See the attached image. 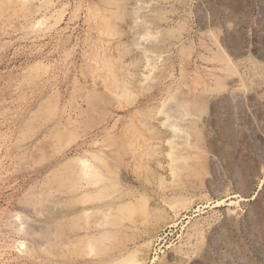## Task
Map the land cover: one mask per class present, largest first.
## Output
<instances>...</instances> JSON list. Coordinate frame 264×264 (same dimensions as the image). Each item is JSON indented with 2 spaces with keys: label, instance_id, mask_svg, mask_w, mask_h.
Returning a JSON list of instances; mask_svg holds the SVG:
<instances>
[{
  "label": "rangeland",
  "instance_id": "obj_1",
  "mask_svg": "<svg viewBox=\"0 0 264 264\" xmlns=\"http://www.w3.org/2000/svg\"><path fill=\"white\" fill-rule=\"evenodd\" d=\"M122 1L0 0V264H264V71L248 63L264 64V0ZM217 40L247 89L218 91ZM179 96L209 101L189 135L214 157L201 184L167 167ZM78 158L118 189L80 202Z\"/></svg>",
  "mask_w": 264,
  "mask_h": 264
},
{
  "label": "bare ground",
  "instance_id": "obj_2",
  "mask_svg": "<svg viewBox=\"0 0 264 264\" xmlns=\"http://www.w3.org/2000/svg\"><path fill=\"white\" fill-rule=\"evenodd\" d=\"M112 1V0H111ZM124 1V0H123ZM122 1V2H123ZM127 2H128V0H126ZM182 1V0H181ZM106 2V1H105ZM110 3V2H109ZM119 3V2H118ZM121 3V2H120ZM124 3V2H123ZM105 4V3H104ZM120 5H124V4H120ZM139 5V4H138ZM138 5H137V7H138ZM111 6V5H110ZM118 6H119V4H118ZM241 6V5H240ZM120 8H122L121 6H119ZM150 7V6H149ZM117 8V7H116ZM139 8V7H138ZM241 8V7H240ZM133 10V9H132ZM233 10L236 12V11H239V0H235L234 1V4H233ZM110 11V10H109ZM143 11V10H142ZM107 12V11H106ZM116 12V11H115ZM120 12V11H119ZM118 12V13H119ZM124 12V11H123ZM133 12V11H132ZM139 12H141V11H139ZM112 13V12H111ZM114 15V14H113ZM121 15V14H120ZM127 15V14H126ZM133 20L132 21H134L135 22V20L138 18V17H140V19L141 18H144L145 17V15H141V13H139L138 14V11H134L133 12ZM143 16V17H142ZM119 17V16H118ZM113 19V18H112ZM128 19V18H127ZM163 19V18H162ZM141 20H145V18L144 19H141ZM154 20V19H153ZM236 20V19H235ZM122 21V20H121ZM138 21H139V19H138ZM138 21H137V24H138ZM159 21V20H158ZM134 22H132V24L134 23ZM111 23V22H110ZM136 24V23H135ZM180 25V24H179ZM112 28H113V26H112ZM115 28V27H114ZM160 28V27H159ZM180 28V27H179ZM232 28V27H231ZM236 28V27H235ZM178 29V28H177ZM116 31H117V29H116ZM169 32V31H168ZM171 33V32H170ZM175 33V32H174ZM117 34V33H116ZM125 34H126V32H125ZM145 35V34H144ZM143 35V36H144ZM147 35V34H146ZM148 36V35H147ZM152 37V36H151ZM140 38V37H139ZM146 38V37H145ZM154 38V37H153ZM217 39H218V37H216ZM144 39V38H143ZM162 39V38H161ZM232 39V38H231ZM234 39V38H233ZM230 40V39H229ZM163 41V40H162ZM181 41V40H180ZM138 42V41H137ZM155 42H156V40H155ZM139 43V42H138ZM231 43V42H230ZM216 44H217V47H218V50H219V53H218V55H219V59L221 58L222 59V61H224V63H222V65L223 64H226L227 65V72H225V71H223V70H220V71H222V72H225V73H228L229 72V74L231 73V79H230V81L229 82H227V83H224V82H219L218 83V87H219V90L218 91H220V93L222 94V92H226V90L228 89V88H232L233 89V87L234 86H241L242 87V89L243 90H245V89H247V85H246V83H245V80H244V78H243V75L242 74H240V72H239V63H237V64H235V63H232V61L230 60V56L226 53V51L222 48V46H223V44L221 43L220 44V41L219 40H217L216 41ZM238 44L239 43H237L236 41H234L233 40V45H230V46H232V47H230L232 50H231V53H232V55H234L235 56V58H237V57H239L238 55L240 54V48L238 47ZM152 45V43L149 45V46H151ZM222 45V46H221ZM148 46V45H147ZM216 47V46H215ZM255 47V46H254ZM157 48V47H156ZM253 48V47H252ZM171 49V48H170ZM182 51V50H181ZM169 52V51H168ZM183 52V51H182ZM242 52V51H241ZM254 53H255V51H254ZM252 54V53H251ZM257 54V53H256ZM231 55V54H230ZM241 56V55H240ZM263 56V55H262ZM262 56L260 57H258L259 59V61H262L263 60V58H262ZM140 57V56H139ZM147 57V56H146ZM186 57H187V55H186ZM217 57H216V59H217ZM243 58V57H242ZM247 59H249V58H247ZM145 60V59H144ZM138 61V60H137ZM166 61V60H165ZM167 62V61H166ZM249 64L251 63V65H252V63L253 64H255V66H258L257 68H259L262 72L264 71V64H262V62H258L257 60H255V59H250V62H248ZM167 64V63H166ZM185 64V63H184ZM245 64V63H244ZM224 68H226V66L224 67ZM250 69V68H249ZM155 71V70H154ZM255 72V71H254ZM259 72V71H258ZM246 76V75H245ZM244 76V77H245ZM262 76V75H261ZM137 77V76H136ZM139 77V76H138ZM141 77V76H140ZM160 77V76H159ZM230 77V76H229ZM228 77V78H229ZM135 78V77H134ZM147 78V77H146ZM224 78V77H223ZM137 79V78H136ZM247 79V78H246ZM260 79H262V78H260ZM220 80V79H219ZM223 80V79H222ZM229 80V79H228ZM218 81V80H217ZM216 83L217 82H215V85H216ZM247 84H249V83H247ZM256 84H258V83H256ZM263 84V83H262ZM250 85V84H249ZM259 85H260V83H259ZM258 85V86H259ZM264 85V84H263ZM262 85V86H263ZM217 86V85H216ZM252 86V85H251ZM235 87V88H236ZM254 87V86H253ZM264 87V86H263ZM238 88V87H237ZM250 88V87H249ZM255 88V87H254ZM260 88V87H259ZM262 88V87H261ZM181 89V88H180ZM241 89V90H242ZM250 89H252V87L250 88ZM258 89V88H257ZM263 89V88H262ZM191 90H193V89H191ZM217 90H216V87H215V91L213 92L212 91V89H211V91H212V94L213 93H216L217 92ZM235 90V89H234ZM249 90V89H248ZM201 91V90H200ZM208 92H206L207 94L208 93H211L210 92V90L208 89L207 90ZM179 92V91H178ZM232 92H234V91H232ZM259 92V90H257L256 91V93H258ZM262 92V91H261ZM219 93V94H220ZM246 93V92H245ZM175 94V93H174ZM178 94V93H177ZM186 96H188V94H186V93H184ZM217 95H218V93H216ZM226 94V93H225ZM224 94V95H225ZM252 94H253V92H252ZM262 94V93H261ZM173 95V94H172ZM181 95V94H180ZM209 95V94H208ZM231 95V94H230ZM235 95V94H234ZM256 95V94H255ZM198 96H199V94H198ZM210 96L211 95H209L208 97L210 98ZM221 96V95H220ZM231 96H233V95H231ZM258 96V95H257ZM181 97H183V96H181ZM180 96H179V98H175V101H174V105L173 106H171L170 108L169 107H167L168 105H166V107H165V105H164V107L166 108L165 110H163L164 111V113H162L163 115H162V117H163V121L160 123V124H163L164 126L163 127H165V129H166V131L165 132H167V139L165 140H163L162 142L164 143V141H165V143L168 145V147H167V149H166V153H167V155L166 156H168L169 158H170V163H169V165L167 166L168 168H169V172L174 176V179H177L178 180V182L179 181H184V179L185 180H187V179H196V180H198V181H200L201 180V182H199L200 184L204 181V178L205 177H203L204 175L206 176V174H208L209 172H208V166L209 165H211V163H212V158H214L213 156L211 157V159H210V157H209V159H208V157L206 158V157H204V156H202V157H204L205 159L204 160H202V159H200L199 157H197V155H195V152L193 151V146L191 145V142H190V139H189V135H190V132H191V128H192V125H193V119H195L194 117H197L198 116V113H199V115H201V114H203L204 112H206V107H207V105L206 104H208L209 103V101L208 102H206L204 99L203 100H201L200 99V97H196V96H190V97H187V98H181ZM204 97V96H203ZM206 97V96H205ZM211 97H213V96H211ZM219 97V96H218ZM223 97V96H222ZM259 97H260V95H259ZM225 98V97H224ZM205 99H207V97L205 98ZM216 99H219V98H216ZM221 99V98H220ZM211 100V99H210ZM212 100H213V98H212ZM215 100V99H214ZM257 100V99H256ZM170 101V100H169ZM218 101V100H217ZM171 102V101H170ZM171 105V104H170ZM216 105V104H215ZM213 106H214V104H213ZM167 108H169L168 110H167ZM148 113V112H147ZM211 113V112H210ZM160 115V114H159ZM204 115V114H203ZM160 117V116H159ZM201 117V116H200ZM205 117H207V116H205ZM153 118H155V117H153ZM198 118V117H197ZM199 119V118H198ZM201 119V118H200ZM146 120V119H145ZM149 121H152V120H149ZM154 121V120H153ZM187 121H189L188 123H187ZM202 121V120H201ZM159 122H160V120H159ZM200 122V121H199ZM199 122H196V123H199ZM150 123V122H149ZM154 123V122H153ZM142 124V123H141ZM148 124V123H147ZM152 124V122L150 123V125ZM187 124H189L188 126H186ZM195 125V124H194ZM152 126V125H151ZM160 126H162V125H160ZM149 127V126H148ZM144 128V127H143ZM196 128V126H194V129ZM164 129V130H165ZM146 130V129H145ZM150 130V129H149ZM154 130V129H153ZM158 130V129H157ZM147 131V130H146ZM154 132V131H153ZM159 132H160V130H159ZM161 132H163V131H161ZM160 132V133H161ZM195 132H196V130H195ZM149 133V132H148ZM151 133H152V131H151ZM164 133V132H163ZM162 134V133H161ZM165 134V133H164ZM163 134V135H164ZM53 136V135H52ZM159 136V135H158ZM166 136V135H165ZM193 136V135H192ZM160 137V136H159ZM158 138V137H157ZM152 139V138H151ZM161 139V138H160ZM198 139V138H197ZM156 140H158V139H156ZM149 141V140H148ZM202 141V140H201ZM194 144V143H193ZM161 146V145H160ZM116 147V146H115ZM118 147V146H117ZM156 147H157V145H156ZM118 148H120V147H118ZM197 148V147H196ZM200 148V147H199ZM116 149V148H115ZM158 149V148H157ZM202 149V148H201ZM118 149H116V151H117ZM120 150H118V152H119ZM156 151H159V150H156ZM115 152V151H114ZM124 153V152H123ZM154 153H156V152H154ZM115 154H116V157L118 158L119 157V155L115 152ZM120 154V153H119ZM108 155V154H107ZM96 158H97V156H95ZM99 158V157H98ZM98 158H97V160H98ZM102 159V158H101ZM77 160V162L79 163V167L78 168H76V169H78V170H75V171H77V173H76V177H77V180H76V183H78V186H77V184H76V186H77V189L78 190H82L83 188H85V190H88V189H86V186H90V188H92L93 190H91V191H84L85 193H82V192H79V193H81L80 195H82V199L80 200V202H82V203H84V205L87 203V202H90L91 200L92 201H94L95 199H97V201H98V199H101V198H106V196H107V193L109 192V190H115V187H117L118 185H116V184H114V183H112L113 182V179L112 180H110V179H107L106 180V178H104L97 170H98V168H96V167H94L93 166V164L95 163L93 160V162L94 163H89V162H87L86 160H88V159H76ZM96 160V159H95ZM207 160V161H206ZM100 161V160H99ZM103 162V164H104V166L108 169L107 170V172L108 173H111V171H110V167H108V164H107V162L106 161H102ZM160 163V162H159ZM209 164V165H208ZM95 165L97 166V164L95 163ZM100 165V164H99ZM99 167V166H98ZM160 167H161V165H160ZM164 167V166H163ZM100 168H102V167H100ZM209 168H211V167H209ZM97 169V170H96ZM165 169V168H164ZM103 169H101V171H102ZM112 170V169H111ZM162 170V169H161ZM165 170H167V169H165ZM164 170V171H165ZM105 171V170H104ZM103 171V172H104ZM68 172V171H67ZM117 172V171H116ZM74 173V172H73ZM73 173H71V175L73 174ZM104 173H106V172H104ZM70 174V173H69ZM211 174V173H210ZM104 175V174H103ZM116 175H117V173H116ZM106 177H108L107 175H105ZM110 176V175H109ZM113 176V175H112ZM209 176V175H208ZM61 177V176H60ZM172 177V176H171ZM212 177V176H211ZM62 178V177H61ZM74 178H75V176H74ZM207 179H209L208 177H206ZM59 179V178H58ZM68 179H70V178H68ZM76 179V178H75ZM173 179V180H174ZM212 179V178H211ZM71 180V179H70ZM203 180V181H202ZM72 181V180H71ZM107 181L109 182V183H107ZM175 181V180H174ZM188 181V180H187ZM73 182V181H72ZM83 182L85 183V185H83ZM186 182V181H185ZM185 182H182V184L183 183H185ZM206 182V181H205ZM65 182H63V184H64ZM67 183V182H66ZM70 183V182H69ZM73 183H75V182H73ZM72 183V184H73ZM116 183H117V180H116ZM176 183V182H175ZM187 183V182H186ZM188 183H190V181L188 182ZM204 183V182H203ZM66 185V184H65ZM192 185V184H191ZM199 185V184H198ZM205 185V184H204ZM69 186V185H68ZM75 186V185H74ZM189 186V185H188ZM194 186V185H193ZM195 186H196V184H195ZM202 186V185H201ZM72 188H74V187H72ZM70 189V188H69ZM95 189V190H94ZM116 189H118V187L116 188ZM68 190V189H67ZM74 190V189H73ZM76 190V189H75ZM71 191V190H70ZM69 191V192H70ZM108 191V192H107ZM75 192H77V191H75ZM130 192V191H129ZM71 193V192H70ZM72 194V193H71ZM73 194H76V193H73ZM122 193H120V195H121ZM78 195V194H77ZM77 195H74L73 196V198H75V196H77ZM119 195V196H120ZM117 196V195H116ZM115 196V197H116ZM119 196H118V200H121V199H119ZM132 196V195H131ZM115 197H114V199H115ZM121 197H123L124 198V196H123V194H122V196ZM120 197V198H121ZM126 197V196H125ZM79 199H80V197H78ZM77 198V199H78ZM96 201V200H95ZM94 201V202H95ZM112 201V200H111ZM109 202V201H108ZM90 203H92V202H90ZM107 203V202H106ZM109 203H111V202H109ZM115 203V202H114ZM97 204V203H96ZM102 204L103 203H101V207H102ZM125 204V203H124ZM90 205V204H89ZM94 205V204H93ZM93 205H91L92 207H93ZM105 205H107V204H105ZM110 205V204H109ZM95 206V205H94ZM108 206V205H107ZM114 206V205H113ZM117 206V205H116ZM115 206V207H116ZM96 207V206H95ZM95 207H93V208H95ZM98 207H99V205H98ZM106 207V206H105ZM110 207H112V206H110ZM129 206H126V207H120L119 209H118V211H124V209H127ZM88 208H90V207H88ZM114 208V207H113ZM86 208H84V210H85ZM91 209V208H90ZM115 209V208H114ZM122 209V210H121ZM83 210V209H82ZM81 210V211H82ZM94 210V209H93ZM104 210H105V208H104ZM109 210H110V208H109ZM81 211H79V212H81ZM90 211V210H89ZM89 211H84L83 212V216H86V220L88 219L87 217H88V215L90 214H88V212ZM101 211V210H100ZM95 212H97V210L95 211ZM103 212V211H102ZM105 212V211H104ZM110 212V211H109ZM113 212V211H112ZM92 213H93V211H92ZM100 213V212H99ZM77 214H79V213H76V215ZM104 214V213H103ZM82 215V214H81ZM93 215V214H92ZM94 215H95V213H94ZM100 215V214H99ZM105 215V214H104ZM75 217V216H74ZM73 217V218H74ZM95 217V216H94ZM106 217V216H105ZM107 217H109V216H107ZM73 218H71V219H73ZM77 218V217H76ZM90 218V217H89ZM102 219V218H101ZM104 219V221H105V218H103ZM108 219V218H107ZM106 219V220H107ZM85 220V221H86ZM116 221V220H115ZM102 222H103V220H102ZM80 223V222H79ZM99 223H101V220H100V222ZM98 223V224H99ZM109 223V222H108ZM111 224L113 223V222H110ZM100 225V224H99ZM102 225H104V224H102ZM97 226V225H96ZM108 225H107V223H106V227H107ZM113 226V225H112ZM63 228V227H62ZM84 228H86V227H84ZM89 228V227H88ZM98 228H99V226H98ZM105 228V227H104ZM90 229V228H89ZM107 229V228H106ZM85 230V229H84ZM93 230H95V229H93ZM98 230V229H97ZM96 230V231H97ZM100 230V229H99ZM102 230V229H101ZM122 230V229H121ZM88 231H90V230H88ZM111 231V230H110ZM64 232V231H63ZM95 232V231H94ZM93 232V233H94ZM100 232V231H99ZM106 232H109V230L108 231H106ZM112 232V231H111ZM110 232V233H111ZM101 233V232H100ZM100 233H99V236L97 237L98 239H99V237H100ZM104 233H105V231H104ZM114 233V232H113ZM58 234V233H57ZM57 234H56V236H57ZM102 234H103V231H102ZM101 234V237H100V239L102 238H107V236H108V234L106 233V235L107 236H105V237H103V235ZM120 234V233H119ZM75 235V234H74ZM73 235V236H74ZM79 235H82V234H79ZM78 235V236H79ZM86 235V234H85ZM85 235L84 236H82L83 237V239H84V237H85ZM93 236H94V234H92ZM110 235V234H109ZM116 235V234H115ZM55 236V237H56ZM62 236V235H61ZM93 236H91V237H93ZM111 236V235H110ZM81 237V236H80ZM79 237V239H77V241H79V240H81V238ZM94 238V239H93ZM93 238H90V236L88 237V238H86V239H82V242H86V244H87V247L89 248V250L91 249H93L94 247H96V245L98 244L97 243V241L98 240H96V237H93ZM58 239H60V235H59V238ZM70 240V239H69ZM68 240V241H69ZM72 240V239H71ZM95 240H96V243H95ZM114 240V239H113ZM58 241V240H57ZM63 242H66V241H63ZM70 242V241H69ZM73 242H76V241H72V243ZM103 242V241H102ZM59 243H60V241H59ZM71 243V244H72ZM79 243V242H78ZM57 244V243H56ZM61 244V243H60ZM68 244V243H67ZM67 244H65V245H67ZM75 244H77V243H75ZM81 244H83V243H81ZM65 245L64 246H62V247H65ZM68 245H70V244H68ZM67 245V246H68ZM84 245V244H83ZM23 246V245H22ZM72 246V245H71ZM209 246V245H208ZM101 247V246H100ZM127 247V246H126ZM210 247V246H209ZM103 248V247H102ZM63 249V248H62ZM76 249V248H75ZM94 251V250H93ZM210 252V251H209ZM206 253V252H205ZM208 253V252H207ZM121 254H122V252H121ZM209 254V253H208ZM200 255V254H199ZM204 256V255H203ZM202 256V257H203ZM207 256V255H206ZM209 256V255H208ZM121 259V258H120ZM119 259V260H120ZM200 260H202L201 258H200ZM207 260H209V259H207ZM210 260L212 261V259H211V257H210ZM117 261V260H116ZM116 261H114V262H116ZM135 260H134V258H133V255H131V256H128L127 258H125V259H123L122 261H120V262H118L117 264H131V263H133ZM181 261V260H180ZM136 262H138V261H136ZM199 262V261H198ZM203 262V261H202ZM188 264V263H187ZM191 264V263H190ZM203 264V263H202ZM208 264V263H207Z\"/></svg>",
  "mask_w": 264,
  "mask_h": 264
}]
</instances>
